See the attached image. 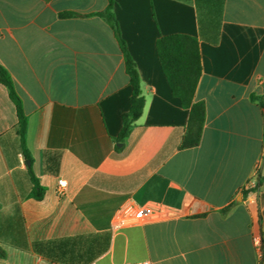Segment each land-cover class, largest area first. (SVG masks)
Returning <instances> with one entry per match:
<instances>
[{
	"label": "crops",
	"instance_id": "obj_1",
	"mask_svg": "<svg viewBox=\"0 0 264 264\" xmlns=\"http://www.w3.org/2000/svg\"><path fill=\"white\" fill-rule=\"evenodd\" d=\"M107 6L0 0V64L23 100L27 147L45 189L43 199L31 196L16 107L0 83V264H264V183L246 189L264 155V0H116L145 97L123 143L132 96L123 53L111 26L87 16ZM216 10L213 43L199 12ZM172 34L200 39L195 100L205 103L206 121L200 144L188 149L180 145L189 110L157 52L158 39ZM130 206L157 215L114 232Z\"/></svg>",
	"mask_w": 264,
	"mask_h": 264
},
{
	"label": "trees",
	"instance_id": "obj_2",
	"mask_svg": "<svg viewBox=\"0 0 264 264\" xmlns=\"http://www.w3.org/2000/svg\"><path fill=\"white\" fill-rule=\"evenodd\" d=\"M115 5L116 0H108L107 9L104 12L87 16H100L111 26L123 53L126 73L130 78V85L132 87L131 107L123 115V128L117 139L118 142L123 143L129 135L133 123L143 114L145 97L142 92L141 79L137 66L128 50L125 40L122 38L120 26L114 14ZM221 16L220 10L210 13L199 12L201 30L203 33L207 32L209 34V40L213 43H217L219 40ZM61 17L74 18L82 17V15L75 12H66L61 14ZM206 18H209L210 21ZM206 20L208 22L206 24L207 28L205 27ZM157 52L163 73L167 78L173 95L181 101L183 108L189 110V122L180 147L181 149L196 147L201 142L206 121L205 103L195 100L197 87L202 76L200 39L186 34L161 36L157 41ZM0 83L7 88L9 97L16 107L18 123L15 130L21 141L23 155L29 161V175L33 183L31 196L37 200H41L44 197L45 189L41 186L38 178L34 174L33 159L27 147L28 116L25 113L23 100L16 90L11 74L1 64ZM263 183L264 175L260 173L257 178L256 187L249 192H257ZM0 255L4 256L1 247Z\"/></svg>",
	"mask_w": 264,
	"mask_h": 264
},
{
	"label": "built area",
	"instance_id": "obj_3",
	"mask_svg": "<svg viewBox=\"0 0 264 264\" xmlns=\"http://www.w3.org/2000/svg\"><path fill=\"white\" fill-rule=\"evenodd\" d=\"M264 175V155L257 164V170L254 179L249 182L246 186L247 190H252L256 187L257 184V178L259 174ZM59 194H64V189L66 186V183L64 180H59ZM157 213L155 210L150 206H140V207H126L123 208L121 211L118 212V214L115 217V220L113 222V231L114 232H121L126 228L134 227V226H140L148 221L155 218ZM258 243H260L259 239H257ZM89 264H99L98 262H92ZM120 264H151L150 262H124Z\"/></svg>",
	"mask_w": 264,
	"mask_h": 264
},
{
	"label": "water",
	"instance_id": "obj_4",
	"mask_svg": "<svg viewBox=\"0 0 264 264\" xmlns=\"http://www.w3.org/2000/svg\"><path fill=\"white\" fill-rule=\"evenodd\" d=\"M119 145H121V144H119ZM28 164H29V162H27Z\"/></svg>",
	"mask_w": 264,
	"mask_h": 264
}]
</instances>
